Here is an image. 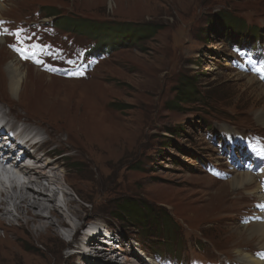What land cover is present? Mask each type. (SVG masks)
Returning <instances> with one entry per match:
<instances>
[{"label":"rangeland","instance_id":"374dc122","mask_svg":"<svg viewBox=\"0 0 264 264\" xmlns=\"http://www.w3.org/2000/svg\"><path fill=\"white\" fill-rule=\"evenodd\" d=\"M0 4L4 5L0 17L14 21H37V12H41L44 23L63 22L87 30L92 29L93 21L115 22L129 26L123 30L130 29L144 39L137 46L111 51L112 56L83 81L85 85L63 83L56 77L38 78L39 71L23 66L29 73V83L21 88L19 97L10 92L6 65L13 56L6 48V39L1 45L0 105L5 102L44 122L66 144L69 153L55 156L65 157L63 163L69 171L66 178L77 191L66 188L67 194L85 210V227L75 233L82 222L70 219L64 198L58 196L57 206L68 216L69 226L58 227L55 233L39 239L22 235V244L12 243L5 241L9 218L0 204V244L11 246L0 250V264H82L79 259L84 263L93 255L92 250L76 248H80L91 225L100 227L101 233L104 227L113 229L123 248L136 249L132 260L140 258L151 264L147 239L138 233L137 212L124 217L123 222L114 218L123 198H136L153 209H164L177 222V257L175 251L169 255L173 259L221 261L228 257L239 262L238 251L251 255L252 250L263 248L258 240L241 234L239 218L246 212L243 209L248 208L251 194L235 191L229 183L206 175V167L198 159L224 167L223 159L238 143L237 133L264 135V125L255 114L264 106V94L259 95L255 83L247 86L238 77L240 73L231 68L233 55L223 39L226 24L238 19L246 30L256 29L259 40H264V0H0ZM47 8L55 11L48 10V14ZM50 14H60L61 18L48 17ZM245 35L237 38L248 42L245 47L257 38ZM68 36L78 45L90 42L74 33ZM95 52L97 49L87 55ZM184 79L196 84L199 95L191 97L193 103L174 109L169 104L177 98ZM58 80L61 83L54 84ZM38 89L74 92L72 102L64 101L71 113L38 108ZM40 99L46 106L54 103L47 97ZM94 107L102 119L101 133L87 125ZM171 130L180 133L174 139L175 149L160 143L162 136L172 139ZM227 131L235 134L221 138ZM97 133L100 141L93 138ZM213 136L217 141L212 142ZM54 190L58 191L50 188L47 194L53 195ZM73 233L75 240L71 241ZM99 237L103 246L102 234ZM72 257L78 260L72 262ZM113 261L132 264L123 257Z\"/></svg>","mask_w":264,"mask_h":264},{"label":"bare ground","instance_id":"6f19581e","mask_svg":"<svg viewBox=\"0 0 264 264\" xmlns=\"http://www.w3.org/2000/svg\"><path fill=\"white\" fill-rule=\"evenodd\" d=\"M3 6L0 4V10ZM3 42L4 40H0V49ZM11 54L13 59L8 65H6L7 71L10 72L8 76L9 87L11 94L14 97H19L21 88L24 87V85L27 86L29 83L27 80V75H29V73L24 72L26 70H24L23 66L26 65H23L20 59L15 57L13 53ZM36 74L38 78L57 80V77L54 78V76H50L43 72L41 73L40 71ZM238 77L245 80L244 82L247 86L254 85L255 83V85L259 87V95L264 94V84L259 82L256 76L251 74H239ZM64 80L65 79H63V83L71 85H85V82L83 81L65 80L69 82H64ZM59 83H61V81L58 80L54 84ZM35 94L40 100V103H37L38 108L40 107L46 110L50 108L52 112L58 114H60V112L66 114L69 106L66 105L64 101L69 99L72 102L76 97L74 92H66L62 90L44 91V89H38ZM40 97H47L54 101V103L50 106H46L45 102L43 100L41 101ZM0 112L11 129H18L20 135H28L30 137L28 143L32 140L38 139L34 145L36 154H28L29 159L35 161L38 165L32 168L20 167L21 171L26 175H29L30 178H35L30 182L31 186H23L21 188L11 186L15 181L13 174L0 168V204L4 207V212L6 211V215L9 218V225L4 228L5 241L22 244V235L28 234V236L32 235L39 239L40 237L51 235L53 232L55 233V230L58 227L62 228L63 226H69V223L66 221L68 216H64V211L63 214H61L60 208L57 206V199L60 193L64 198L65 208H67L70 219L74 218L82 222L81 226L77 227L75 231L76 234L80 233L85 227V222L83 220V213L85 210L82 206L76 204L71 198L69 192V194H67L66 188L71 189L73 192L77 191H75V188L72 187V184L66 178L69 171L67 166L63 163L65 157L55 156L59 152L65 154L69 153L66 144L59 139L57 133L53 134L44 122L35 120L31 115L27 116L21 113L19 109L12 107L5 102H2L0 105ZM90 114L91 120L90 122L88 121L87 125H91V127L93 126L97 131L99 130L98 133H101L103 131L102 119L97 112V108L94 107L93 110L91 109ZM255 114L256 120L264 125V106L261 110L256 111ZM96 115H98L100 119L96 118ZM101 116L104 118L103 114H101ZM98 133L93 137L96 141L101 140V135H98ZM259 157L260 154L254 156L257 160ZM9 163L11 162L9 161ZM16 166L19 167L20 165L17 163ZM44 182L48 183V187ZM227 183H229V186L234 187L236 189L235 191L241 190L247 194H252L258 200L263 199L260 184H258L256 177L251 173H235ZM51 185L56 187L59 192L56 191L54 193L53 191V195H48L47 193L50 192V188L53 187ZM15 224H17V226ZM110 231L112 232L113 229ZM241 234L242 236L261 242L263 248L259 250H264V221L246 227L243 226V228L241 227ZM86 237L87 236H85V239L82 241L80 240V248L76 249H91L92 252L90 253H93V255L89 257V259L86 258L84 263L79 259V262L82 264H115L113 260H118L119 257L125 258L127 262H131L132 264H149L141 261L140 258H137V260L131 259L134 252H137L136 249L128 250L119 245L110 249V247L106 248L100 246L101 244L99 245V235L89 238ZM122 242L123 241L121 240V244ZM10 248L11 246L9 244H0V250H9ZM130 248L132 247L130 246ZM116 249H119L122 254L120 255V252H117ZM237 255L240 257L241 264H264V261L260 258H255V255L252 256V254L250 255L241 251H238ZM108 258L110 259L108 260ZM74 259L76 261L78 260V258L72 257V262H76ZM103 261L105 262L103 263Z\"/></svg>","mask_w":264,"mask_h":264},{"label":"trees","instance_id":"16d2710c","mask_svg":"<svg viewBox=\"0 0 264 264\" xmlns=\"http://www.w3.org/2000/svg\"><path fill=\"white\" fill-rule=\"evenodd\" d=\"M49 11H55V8H47ZM50 16L61 17L60 14H50ZM72 23V22H71ZM91 28L90 30L81 28L79 26H72L67 23L63 24L62 28L68 32L75 33L82 37H86L91 41H99L101 46L116 48L122 47L126 44L130 46H137L142 43L144 39L138 37L137 33L132 30H123V28H128L129 26H124L122 23L115 22H90ZM227 27L224 28L223 39L226 41V44L231 47L236 41L237 38L243 37L245 34L246 37L256 38L258 36V31L253 29L246 30L244 22L242 20H233L232 23L226 24ZM70 28L71 30H69ZM135 28V27H134ZM143 27H138L141 29ZM241 29V30H239ZM227 31V32H226ZM247 31V32H246ZM112 34L111 36L105 34ZM149 38V37H148ZM259 39V38H257ZM179 85L181 88H178V93L176 94L177 98L173 100L169 105L174 107V109L180 108L182 104H191L193 100L191 97L198 96V92L195 90V83H189L184 79ZM172 135V139L162 136L160 143L164 148L167 149H175L177 148V143L174 140L178 138L180 135L179 131H170ZM201 162L198 159V163ZM117 214L114 215V218L120 220L121 222L125 221L130 214H136V220L139 221V235L142 238L147 239V241H153L152 239H160L165 238L167 236L172 237L174 234H178L179 227L171 217V215L166 214L164 209L155 208L153 209L151 206H148L147 203L142 202L136 198H123L118 202L117 205ZM125 217V218H124ZM175 236V237H176ZM166 244V243H165ZM155 247V246H154Z\"/></svg>","mask_w":264,"mask_h":264},{"label":"snow or ice","instance_id":"6c2138e0","mask_svg":"<svg viewBox=\"0 0 264 264\" xmlns=\"http://www.w3.org/2000/svg\"><path fill=\"white\" fill-rule=\"evenodd\" d=\"M0 23H3V22H0Z\"/></svg>","mask_w":264,"mask_h":264}]
</instances>
